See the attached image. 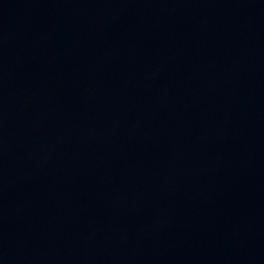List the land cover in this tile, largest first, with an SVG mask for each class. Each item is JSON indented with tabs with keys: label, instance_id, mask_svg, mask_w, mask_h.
Instances as JSON below:
<instances>
[{
	"label": "water",
	"instance_id": "1",
	"mask_svg": "<svg viewBox=\"0 0 264 264\" xmlns=\"http://www.w3.org/2000/svg\"><path fill=\"white\" fill-rule=\"evenodd\" d=\"M0 264H264V0H0Z\"/></svg>",
	"mask_w": 264,
	"mask_h": 264
}]
</instances>
